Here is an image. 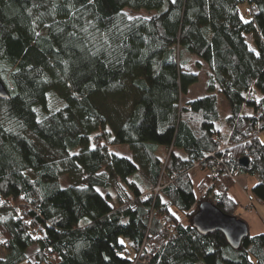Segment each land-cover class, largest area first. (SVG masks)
Here are the masks:
<instances>
[{"label":"trees","instance_id":"16d2710c","mask_svg":"<svg viewBox=\"0 0 264 264\" xmlns=\"http://www.w3.org/2000/svg\"><path fill=\"white\" fill-rule=\"evenodd\" d=\"M0 79V264H264V232L233 248L191 222L238 217V174L264 204V0H0Z\"/></svg>","mask_w":264,"mask_h":264},{"label":"rangeland","instance_id":"374dc122","mask_svg":"<svg viewBox=\"0 0 264 264\" xmlns=\"http://www.w3.org/2000/svg\"><path fill=\"white\" fill-rule=\"evenodd\" d=\"M239 9L241 11V16L244 19H249V12L247 11L249 9L248 5L246 3H242L239 5ZM144 14L146 13V11H139L138 14ZM196 61H201V59L197 56H192L191 60L189 61V64L187 65H183L182 68L185 70H193L192 72H196L197 76H198V80L197 82H195L193 85L190 86L189 91H188V95L186 96L187 100H192L198 97H201L203 95H206L208 93V85H207V65L202 62V65L204 67L200 68L199 70L195 69V62ZM188 67V68H187ZM217 99H218V113H219V118L223 119L224 117H226L229 114V105L227 100L225 99V97L221 94V93H217ZM185 99L182 98V102H184ZM114 151H118L123 154V155H127L130 156V151L128 149L127 146L123 145H118L115 146L113 148ZM198 167H194L191 171L192 173V180L194 183V187H195V191L196 194H199L200 191L198 190L197 186L200 182V179L203 178L207 172H205L204 175V171L201 169H198ZM256 181V177L255 176H247L245 174H238L237 178H236V182L233 183L232 187L230 188L232 191V196L234 198H236L238 200V208H236L235 210V214H238V217L242 220H244L247 225H248V230L249 233L251 234H256V233H262L261 231L264 230V204H260L257 201H253V205L250 204V202H247L245 204L244 199L241 201L239 198V196H243L245 191L248 192V194L251 196L250 194V189L251 186L254 185ZM244 186V189H241V191L238 189V187L240 188V186ZM246 185V186H245ZM236 187V188H235ZM235 188V190H234ZM102 194H106V190L101 189ZM205 191V189H203V192ZM236 191V192H235ZM253 206V207H252ZM171 211L176 215V217L183 223V224H187L189 223V217L187 215H185L184 213H182L181 211L177 210L174 206L171 207Z\"/></svg>","mask_w":264,"mask_h":264},{"label":"water","instance_id":"95a60500","mask_svg":"<svg viewBox=\"0 0 264 264\" xmlns=\"http://www.w3.org/2000/svg\"><path fill=\"white\" fill-rule=\"evenodd\" d=\"M0 98H8V92L1 79ZM241 163L247 165V159H242ZM191 222L200 234L214 231L221 232L227 243L233 248H238L243 238L249 234L248 225L244 220L222 212L210 201L198 203L191 217Z\"/></svg>","mask_w":264,"mask_h":264},{"label":"built area","instance_id":"2783aa9c","mask_svg":"<svg viewBox=\"0 0 264 264\" xmlns=\"http://www.w3.org/2000/svg\"><path fill=\"white\" fill-rule=\"evenodd\" d=\"M216 144H217V146L219 147V151H220L222 154H224V155H223V160H224V158L229 157V151H228V147H227V145L224 144V143H221L220 141H217ZM192 167H193V168H194V167H197V163H196L195 161H193V160H192ZM219 169H220V168H216V167H214V168H212L211 171H209V174H210L211 176H215V175H217V173L219 172ZM158 189H159V186H157V187L155 188V191H157ZM141 197H142V198H144V197L149 198V197H150V194H145L144 196H141ZM161 223H162V225H164V228H163V229H165V230L168 231L169 233L174 232L175 222H173L172 220H171V221H166V222L162 220ZM149 258H150V253L148 252V253H146L145 255H143L142 257H141V256H136V257H135V262H136V261L145 262V261H147Z\"/></svg>","mask_w":264,"mask_h":264},{"label":"crops","instance_id":"0c3cea01","mask_svg":"<svg viewBox=\"0 0 264 264\" xmlns=\"http://www.w3.org/2000/svg\"><path fill=\"white\" fill-rule=\"evenodd\" d=\"M248 11V10H247ZM248 19V18H247ZM249 42V44L251 45V47L253 46L252 44H251V42H250V40L248 41ZM125 156H127V155H125ZM128 157V156H127ZM198 169H200V168H198ZM197 169V170H198ZM202 170V169H201ZM204 171V170H203ZM204 175H205V171H204ZM191 177H192V173H191ZM246 177H247V175H246ZM256 177V181H255V183H257L258 181H259V178L257 177V176H255ZM236 178H237V176L235 177V180H234V183L236 182ZM202 180V178L200 179V181ZM246 186V185H245ZM232 187V186H231ZM230 187V188H231ZM229 188V193L232 195V190ZM236 188V187H235ZM235 188H234V190H235ZM238 189L241 191V189H244L245 190V187L244 186H240V188L238 187ZM98 190H99V192H101L100 191V189L98 188ZM236 192V191H235ZM101 194H102V192H101ZM250 194H251V192H250ZM233 197V196H232ZM240 198H242V199H240ZM252 195L250 196L249 194H248V192L247 191H245V193H244V195L243 196H239V198L238 199H240L241 201L244 199V201L243 202H245V204L247 203V202H250V204L251 205H253V202H252ZM236 199V198H235ZM237 200V199H236ZM238 201V200H237ZM253 207V206H252ZM261 232H264V230H262Z\"/></svg>","mask_w":264,"mask_h":264},{"label":"snow or ice","instance_id":"6c2138e0","mask_svg":"<svg viewBox=\"0 0 264 264\" xmlns=\"http://www.w3.org/2000/svg\"><path fill=\"white\" fill-rule=\"evenodd\" d=\"M261 143H264V141H261ZM146 198V197H145Z\"/></svg>","mask_w":264,"mask_h":264}]
</instances>
